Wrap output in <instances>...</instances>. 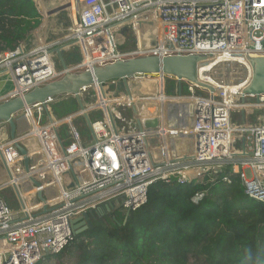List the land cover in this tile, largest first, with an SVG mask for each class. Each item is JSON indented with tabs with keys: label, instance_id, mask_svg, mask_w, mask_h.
<instances>
[{
	"label": "built area",
	"instance_id": "1",
	"mask_svg": "<svg viewBox=\"0 0 264 264\" xmlns=\"http://www.w3.org/2000/svg\"><path fill=\"white\" fill-rule=\"evenodd\" d=\"M31 1L41 16L34 31L38 43L26 47L22 42L0 51V76L5 74L14 83L0 97L2 101L67 73L118 59L142 55L202 58L197 62L196 82L162 72L133 74L126 76L120 91L115 88L119 80L102 84L107 105L97 90L95 103L83 100L93 85L79 90L82 106L76 113L61 119L50 107L57 96L21 111L28 127L0 143V154L8 171L2 184L16 187L24 216L15 214L0 195V264H37L45 254L59 253L75 236L72 219L105 203H117L123 213L134 211L147 202L148 189L157 180L185 184L223 173L222 180L230 183L229 175L235 174L244 194L264 203V94L243 92L252 76L250 59L264 57V0H76L74 20L68 1V32L50 43L41 39L40 29L50 27L52 11L59 6L49 10L45 0ZM150 25L154 27L152 39L141 48L137 29L145 33ZM127 26L135 34L136 46L120 50L118 42H124ZM59 46L63 52L77 47L81 59L56 65L54 48ZM144 78H154V93L132 88V83ZM167 79L173 81L174 93H165ZM117 106L132 110L134 129L116 124ZM94 111L101 112V117L90 120ZM44 113L46 122L41 123ZM76 115L86 117L93 140L82 141L73 122ZM147 120H154L155 125H145ZM63 125L66 139L60 134ZM30 138L36 150L25 146ZM17 143L26 149V156ZM24 157L29 159L27 172ZM43 182L56 186L55 201L37 199L38 188L44 191ZM22 183L33 193L30 206L22 194ZM202 196L203 192H197L193 201ZM44 204L47 211H43Z\"/></svg>",
	"mask_w": 264,
	"mask_h": 264
},
{
	"label": "trees",
	"instance_id": "2",
	"mask_svg": "<svg viewBox=\"0 0 264 264\" xmlns=\"http://www.w3.org/2000/svg\"><path fill=\"white\" fill-rule=\"evenodd\" d=\"M40 23L31 0H0V51L27 41ZM62 58L72 64L81 56L73 46ZM59 101L66 112L51 108L56 115L77 106L72 96ZM223 175L185 184L157 180L144 205L111 221L93 220L37 264L62 258L67 264H264V203L244 194L237 175H229L230 183ZM197 192L203 196L194 202Z\"/></svg>",
	"mask_w": 264,
	"mask_h": 264
},
{
	"label": "water",
	"instance_id": "3",
	"mask_svg": "<svg viewBox=\"0 0 264 264\" xmlns=\"http://www.w3.org/2000/svg\"><path fill=\"white\" fill-rule=\"evenodd\" d=\"M65 3L57 7L56 11L66 10L69 6ZM55 10V9H54ZM65 65L62 54V47L54 48ZM198 55H171V56H157V55H142L136 57H128L118 59L112 63L101 66H93L78 73H67L63 77L54 81L48 82L42 86H36L31 91L13 98H6L0 102V122H5L9 126V137L13 139L17 133L15 122V115L19 114L26 106L35 103H44L47 98L56 97L62 94L75 95V103L80 108L82 103L78 97L79 90L84 87L96 85L102 87V84L110 80H119L115 85L116 91H120L125 87V78L133 74H153L165 73L177 77L179 80L186 79L196 82L197 78V62L201 59ZM252 76L250 82L243 90L246 94L259 95L264 94V57L251 58ZM47 110V109H46ZM145 125H155L154 120H147ZM19 152L26 156V149L23 145L17 143ZM2 156V155H1ZM23 168L29 171V159L24 157ZM32 183L38 187L39 181L31 178ZM17 195L18 192L16 191ZM37 199L45 202L42 189L38 188L36 192ZM21 202V201H20ZM22 204V202H21ZM104 207L106 212H112L115 208L111 203L89 209L81 216L70 221L71 229L74 235H78L84 230L93 226V220L102 216L101 207ZM47 206L44 204L43 211H47ZM129 212H125L127 215Z\"/></svg>",
	"mask_w": 264,
	"mask_h": 264
},
{
	"label": "rangeland",
	"instance_id": "4",
	"mask_svg": "<svg viewBox=\"0 0 264 264\" xmlns=\"http://www.w3.org/2000/svg\"><path fill=\"white\" fill-rule=\"evenodd\" d=\"M68 1L72 2L71 5V9L73 11V13H76V5L74 4L73 0H45V3L48 2H53L55 3L57 6H61L64 3H67ZM61 4V5H60ZM58 13V14H57ZM68 10H61L60 12L56 11L55 15H52L49 21V28L47 31H43L40 29V31L42 32L40 35L42 37V39H45L46 43H50L52 41L58 40V39H62L66 34H67V30L68 27L70 26L71 20L67 15ZM46 30V29H45ZM124 36V42L119 41L118 44L120 46V49L122 50H130L133 49V40L135 41L136 44V37L135 34L133 33V30L131 27L127 26V28L125 29V31L122 34ZM38 43L37 38L35 37V33L33 32V34L29 37V39H27V41L24 42L26 47H32V46H36ZM53 60L55 61L56 65H61V59L59 57V55H56L53 57ZM149 79H154V78H149ZM151 83V87L152 91H149L148 93H154L155 88V84L153 83V81H150ZM106 85V84H105ZM14 86V83L12 81L9 80L8 76H6L5 74H2L0 76V96L3 95L4 93L8 92V90H10L12 87ZM137 89L141 88L144 89V82H141L139 85L137 83ZM173 86V81L167 79L166 81V87H165V93L167 94H171L174 93V90H171ZM141 87V88H140ZM110 89H112V87H109ZM147 91V90H144ZM86 92H90L89 94H86ZM86 92H84L85 94L82 95L83 100L87 102V104L89 103H95L96 100V89L95 88H90L88 89ZM143 92V91H141ZM182 92L187 93L188 91L186 90V86L183 84L182 85ZM58 97V98H57ZM56 101H54L53 103L50 104V107L53 110H57V111H61V112H66L63 103H61L59 100L68 97L67 94H62L57 96ZM87 98L89 100H87ZM0 102H2V100H0ZM116 109L119 112V115L115 117L116 120V124L119 127H124V128H128V129H134L137 124L134 120L131 119V116L133 114L132 110L129 108H126L124 106H117ZM78 110V105L75 106V108H72L69 110V112L74 111L76 113V111ZM73 113V112H72ZM52 114L58 118L61 119L64 117V115L66 114H62L59 113L56 115L55 113L52 112ZM71 114V113H70ZM22 116V112H20L19 114L15 115V118L17 116ZM97 117H101V112L99 111H94L90 114L89 119L90 120H94ZM233 121L235 123H240V120H237L236 117L233 118ZM46 122V115L44 113L41 123H45ZM74 124L76 125V127L79 130L80 133V137L82 139L83 142H89L91 140H93V135L90 129V126L88 125L87 119L85 116H79L76 115L74 116L73 119ZM65 125L62 126V128ZM236 145L239 147L240 146V142H237ZM1 172V170H0ZM4 175L2 174V176H0V178H2ZM261 177H264V171H262L261 173ZM0 195L2 197H4V199L6 200V202L10 205V207L12 208L13 211L19 210L20 209V205L21 202L19 201V199L17 198L16 192L14 191V189L12 188V186L7 185V184H1L0 185ZM120 210H115L110 217L106 218V220H113L115 217L117 218L118 216H120ZM24 216L23 213H20V217ZM47 264H67V259L62 258L60 261L59 260H50L47 262Z\"/></svg>",
	"mask_w": 264,
	"mask_h": 264
},
{
	"label": "bare ground",
	"instance_id": "5",
	"mask_svg": "<svg viewBox=\"0 0 264 264\" xmlns=\"http://www.w3.org/2000/svg\"><path fill=\"white\" fill-rule=\"evenodd\" d=\"M73 1H74V4L76 5V13H73V11H72V9H71L72 14L74 15V17H72V18H73V20H74V19L76 18V16H77V3H76V0H73ZM60 5H61V4H60ZM44 6H45L46 9H49V10H50V9L52 10V9H54L55 7H57V5H56L55 3H53V2L44 3ZM70 8H71V7H70ZM56 10H57V9H55V10L52 11V12H53L52 15H55ZM153 32H154V27H153L152 25H150V26L147 27V31H146L145 33H143L142 29H139V28L137 29L138 44H139V47L142 48V47H144V46L149 45L150 40L152 39V34H153ZM40 36H41V35H40ZM41 39H42V38H41ZM42 40H43V39H42ZM150 81H153V83L155 84V88H156V81H155L154 79L144 78V79H142V80L140 81V83H141V82H144V86H149L148 84H150ZM147 82H148V84H147ZM140 83H138V85H139ZM131 85H132V88H133L134 90L137 89V86H134V85H137V84L132 83ZM94 87H95V89L98 91V94H99L100 92L102 93V99H103V102H104L105 105H107V104L109 103V99L106 98V96L104 95V93H103V88H102V87H99L100 89H98V87L95 86V85H94ZM150 90H152V88H150ZM155 90H156V89H155ZM155 90H154V92H155ZM134 97H135V96H134ZM153 109H154V107H153ZM148 111L152 112V108L149 107V106H148ZM16 127H17V130H18V131H24V130H26L27 127H28L27 118L24 117L23 115L20 116V117L16 120ZM24 144H25V146H26L30 151H32V150H36V144H35L33 138L26 139V140L24 141ZM154 152H155L156 157H158V150L155 149ZM6 178H7L6 175H4V177L0 178V181H4V180H6ZM21 182H23V181H21ZM22 184H23L22 194H23L24 198L26 199V202H27L28 205L30 206V205H32V204L34 203L33 193L30 192V191L28 190L29 187H28L25 183H22ZM43 185L45 186V189H46V193H47V195H50V196H51V199H57V197H58V192L56 191L55 187L52 186V185L49 186V184H48V183H45V182H43Z\"/></svg>",
	"mask_w": 264,
	"mask_h": 264
},
{
	"label": "crops",
	"instance_id": "6",
	"mask_svg": "<svg viewBox=\"0 0 264 264\" xmlns=\"http://www.w3.org/2000/svg\"><path fill=\"white\" fill-rule=\"evenodd\" d=\"M50 18H51V17H50ZM50 18H49V20H50ZM47 30H48V29H47ZM47 30H46V31H47ZM147 84H148V82H147ZM148 85H149V86H145V87H144V89L147 90L145 93H148L149 91H152V90H150V88H149V87H151V83L148 84ZM140 88H141V87H140ZM11 89H12V88H11ZM11 89L8 90V92L4 93L3 95H6L7 93H9V92L11 91ZM151 93H152V92H151ZM3 95H1L0 97H2ZM22 115H23V114H22ZM19 117H20V116L18 115V116L15 118V122H16V120H17ZM17 133H22V131H18V130H17ZM60 134H61L62 138L66 139L67 132H66V127H65V126H64L63 128H62V126L60 127ZM8 138L10 139V137H9V126H8L5 122H0V143L6 142V141L8 140ZM0 170H1V172H0V176H2V174H3V175H6V177H8V175H7L8 171L4 168V163H3V161H2V156H1V154H0ZM6 179H7V178H6ZM4 181H5V180H4ZM4 181H0V185H1L2 183H4ZM48 184H49V186H50V185L54 186L55 189H56V186L53 185L52 183H48ZM12 188H13L14 191L16 192V190H17L16 187H13V186H12ZM56 191H57V189H56ZM16 195H17V193H16ZM43 195H44V197H45L46 199L53 200V199H51V196H50V195H47V193H46V189H45V186H44ZM53 201H55V200H53ZM21 208H22V206L20 205V209L14 211V213H15V214H18V213H19V215H20V213H21ZM21 217H23V216H21ZM97 218H98V217H97Z\"/></svg>",
	"mask_w": 264,
	"mask_h": 264
},
{
	"label": "flooded vegetation",
	"instance_id": "7",
	"mask_svg": "<svg viewBox=\"0 0 264 264\" xmlns=\"http://www.w3.org/2000/svg\"><path fill=\"white\" fill-rule=\"evenodd\" d=\"M112 206L115 208V210H120V208L117 206V203H112ZM115 210H113L112 212L107 213L106 210H105V208L102 206V207H101V210H100V211L102 212V216H100V217H98V218H101V219L108 218V217L111 216V214H112ZM120 212H121V210H120Z\"/></svg>",
	"mask_w": 264,
	"mask_h": 264
},
{
	"label": "clouds",
	"instance_id": "8",
	"mask_svg": "<svg viewBox=\"0 0 264 264\" xmlns=\"http://www.w3.org/2000/svg\"><path fill=\"white\" fill-rule=\"evenodd\" d=\"M121 210V209H120Z\"/></svg>",
	"mask_w": 264,
	"mask_h": 264
}]
</instances>
